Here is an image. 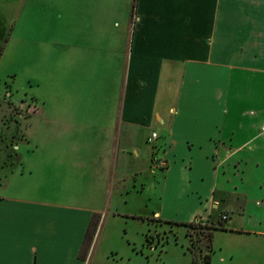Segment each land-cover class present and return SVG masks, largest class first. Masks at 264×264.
<instances>
[{"label":"crops","instance_id":"1","mask_svg":"<svg viewBox=\"0 0 264 264\" xmlns=\"http://www.w3.org/2000/svg\"><path fill=\"white\" fill-rule=\"evenodd\" d=\"M89 6L91 40L57 65L53 158L38 160L33 186L24 161L19 174L0 162V264H138L142 247L126 258L100 237L116 193L145 189V143L149 171H164L161 206L174 209L153 215L188 223L228 212L209 264H264V174L245 169L264 159V0ZM215 231L259 238L239 257Z\"/></svg>","mask_w":264,"mask_h":264},{"label":"rangeland","instance_id":"2","mask_svg":"<svg viewBox=\"0 0 264 264\" xmlns=\"http://www.w3.org/2000/svg\"><path fill=\"white\" fill-rule=\"evenodd\" d=\"M89 1L0 0V162L19 174L21 161H24L23 169L30 177L31 186L36 185L33 179L37 175L38 160L53 158L55 154L54 118L60 106L55 99V82L59 60L69 50L81 56L83 52L76 50L84 48L91 40L87 31L92 24L89 19L95 12ZM145 144L149 154L148 157L145 152L142 155L145 189L140 191L141 184L137 182L139 187L134 188L131 182L132 190L124 194L118 191L113 198L119 211L102 213L100 240L105 250L119 251L120 256L128 258L130 253L135 256V246L142 247L144 254L137 252L138 259H132L138 264H191L194 258L197 264H206L204 261L210 255V233L215 220L221 222L220 213L196 218L188 225L155 217L154 211L164 210L161 196L165 177L162 170L160 173L157 169L156 175L149 171L153 144ZM160 155L161 152L157 154ZM251 161L254 163L245 168L248 174H264V159L260 166H256V155ZM236 173L228 172L227 187H234L239 181L240 170ZM171 194L170 200L180 201ZM239 197L242 198L234 195L235 199ZM173 211L169 207L164 213ZM232 214L237 215V211ZM257 238L259 236H232L221 231L214 234L217 245L233 242L231 245H235L234 251L239 257L245 255L242 244Z\"/></svg>","mask_w":264,"mask_h":264},{"label":"trees","instance_id":"3","mask_svg":"<svg viewBox=\"0 0 264 264\" xmlns=\"http://www.w3.org/2000/svg\"><path fill=\"white\" fill-rule=\"evenodd\" d=\"M220 219H221V215H220ZM221 222H219L218 224H215V226H213V230H212V232L210 233V239L213 237V232H214V230L215 229H218V228H224V224H223V221L222 220H220ZM166 222H170V223H175V224H181V225H188V224H190L191 222H188V223H181V222H175V221H166ZM93 234V232H91V235ZM90 234H89V236H91ZM88 237H87V241H88ZM209 262H210V255L208 256V259L206 260V261H204V263H206V264H209Z\"/></svg>","mask_w":264,"mask_h":264},{"label":"built area","instance_id":"4","mask_svg":"<svg viewBox=\"0 0 264 264\" xmlns=\"http://www.w3.org/2000/svg\"><path fill=\"white\" fill-rule=\"evenodd\" d=\"M158 136V133L157 132H153L151 137L149 138V141H152L154 138H157ZM161 165L164 166L166 165V162L165 161H162L161 162ZM201 217H197V220H199ZM229 219V213L228 212H222L221 213V220L222 221H226Z\"/></svg>","mask_w":264,"mask_h":264}]
</instances>
